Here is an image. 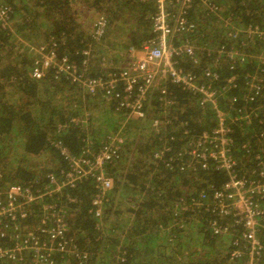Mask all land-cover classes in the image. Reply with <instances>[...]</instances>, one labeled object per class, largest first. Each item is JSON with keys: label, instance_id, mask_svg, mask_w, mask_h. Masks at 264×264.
<instances>
[{"label": "trees", "instance_id": "trees-1", "mask_svg": "<svg viewBox=\"0 0 264 264\" xmlns=\"http://www.w3.org/2000/svg\"><path fill=\"white\" fill-rule=\"evenodd\" d=\"M74 1L18 0L15 5L11 2L15 14L13 27L28 42L34 41L35 45L36 40L42 41L47 48L56 49L59 57L68 56L77 61H80L78 51L89 46L92 47L91 60L97 56L101 60L102 50L98 51L97 46L113 49L117 44L126 43V48L139 47L155 36L151 20L154 5L150 1L84 0L88 9L97 11L89 18L83 10L75 9ZM204 1L208 5L196 1L189 13L197 27L191 38L193 42L209 50L221 45L233 47L247 56H257L264 50L263 38L255 36L250 41L246 33L241 32L248 28L264 30V0ZM95 16H105L108 25L99 43L88 33L97 19ZM16 41L12 34L0 29V191L16 184L39 194L51 188V176L59 180L71 170L59 147H55L56 142L74 155L87 150L96 155L108 137L119 131L125 116L121 113L118 118L113 104L108 110V104L98 106L90 99L84 101L83 95H77L83 91L81 88L65 78L57 82L53 73L41 81L32 78L30 72L37 54L31 47L27 49ZM204 51V64L214 65L215 58ZM182 65L201 75V67L195 68L189 61ZM218 74L215 87L226 89L225 94L218 92V104L229 118L235 117L244 106L243 99L248 92L244 85L246 76H256L260 84L259 94L252 95L255 100L245 105L247 111L260 109L253 124L231 125L232 153L239 165V175L250 178L252 165L242 145L250 141L256 153L264 154V64L247 59L242 64L235 62L232 69L223 60ZM231 78L237 79L232 88L227 83ZM202 80L200 78V82ZM171 91L177 102L175 117L179 116L180 123L188 124L189 139L216 128V111L212 105L198 104L190 93L178 87H172ZM75 103L77 109L73 106ZM84 106L94 109L98 120H92V116L84 125L70 123L77 117L83 118L82 112L87 110ZM154 106L153 103L147 110L149 117L154 113ZM61 123L67 125L65 131H58ZM134 125L125 128L127 142L119 159L106 168L113 187L106 195L102 216L96 217L90 212L96 194L94 179L78 181L54 195L52 202L56 201L54 204L65 213L68 223L67 239L88 257L83 261L59 257V264H247L249 259L245 255L235 258L230 252L234 236L240 233L227 237L213 231V224L236 231L238 227L234 226L232 215L224 218L209 208L210 205L206 206L208 202L184 211L176 209L175 205L182 198L191 203L190 200L200 194L220 189L226 175L198 167L192 172H178V169L156 166L152 151L164 140H158L156 133L144 123ZM168 134L176 139L171 141L176 153L184 144L182 135L179 132ZM36 218V213H31L28 225ZM9 244L0 240L2 247ZM24 261L23 264H32L26 257Z\"/></svg>", "mask_w": 264, "mask_h": 264}, {"label": "built area", "instance_id": "built-area-1", "mask_svg": "<svg viewBox=\"0 0 264 264\" xmlns=\"http://www.w3.org/2000/svg\"><path fill=\"white\" fill-rule=\"evenodd\" d=\"M142 1H150L154 5L151 20L155 36L139 44V47L133 45L128 48L125 52L126 67L122 70L109 68L104 73H91V46L78 51L80 61L68 56L61 58L56 49L47 48L46 45L34 48L37 59L30 72L32 78L41 81L51 73L55 78L59 75V80L60 77L65 78L92 98L102 95L106 102L115 104L116 113H122L125 118L119 131L108 137L96 155L89 150L81 155H74L60 142H56L55 147H59L61 155L70 163L71 170L59 177V180L51 176V188L36 194L28 187L13 184L0 191V240L11 243L5 247L0 246V264H23L25 257L32 264H59V257L77 261L88 258L67 239L69 227L65 213L57 208L54 204L56 201L52 202V199L66 186L94 179L96 194L93 196L90 212L96 217L102 216L106 195L113 187L112 177L106 168L119 159L127 142L125 128L136 119L156 133L158 140H164L161 144H156L152 151L156 166H164L167 170L178 169V172H192L198 167L202 171L214 170L226 175L220 189L214 188L208 194H200L198 198L191 199V203L182 198L175 204L176 209L184 211L193 206H204L208 202L206 206L210 205L209 208H213V211L224 218L232 215L230 218L238 229L230 232L228 228L213 224L214 233L227 237L240 233L234 236L231 256L242 258L245 255L249 259L247 264H264V154L256 153L250 141L245 142L242 150L252 165L251 175L250 178L240 176L239 165L232 153L234 140L231 137V125L248 127L257 118L260 109L256 107L247 111L245 105L255 100L252 95L259 94L260 84L256 76H246L244 85L248 92L243 99L244 106L235 117L230 118L218 104V92L225 94L226 89L222 86L215 87V81L219 78L218 68L223 60L232 69L235 68V62L242 64L247 59L256 60L260 65L264 64V50L257 56H247L233 47L229 49L221 45L209 50L193 42L191 38L197 27L190 20L189 13L196 1L208 5L204 0ZM11 2L14 4L18 0H0V29L18 38L13 27L15 14ZM212 8H215L214 5ZM107 27L105 16L97 17L89 28L93 41L101 42ZM229 27L234 29L233 26ZM241 32L246 33L250 41L255 36L264 39V30L258 28H248ZM237 34L233 36L236 37ZM204 50L208 51V56L215 58L214 65L204 64ZM185 61L191 62L195 68L201 67V75L186 69L182 65ZM104 65L106 63L102 59V66ZM200 78L205 82H200ZM236 81L237 79L231 78L227 83L232 88L236 86ZM172 87L190 93L200 105H212L216 111V128L189 139L188 124L180 123L179 116L177 119L175 117L177 102L171 91ZM153 103L154 113L149 117L147 110L152 108ZM87 120L88 116L77 117L70 123L84 125ZM83 127L86 128V125ZM65 129L67 125L64 123L58 126V131ZM169 132H179L182 135L181 141L184 144L176 153L171 144L176 139ZM34 206L40 207L41 211L36 216V221L28 225L30 210Z\"/></svg>", "mask_w": 264, "mask_h": 264}, {"label": "rangeland", "instance_id": "rangeland-1", "mask_svg": "<svg viewBox=\"0 0 264 264\" xmlns=\"http://www.w3.org/2000/svg\"><path fill=\"white\" fill-rule=\"evenodd\" d=\"M74 4H76L75 5V9L76 10H83L84 11V15H85V17L86 18H89V17H92L93 15H96L97 14V11L95 10V8H87V6L85 5L86 3H84V0H75L74 1ZM100 15V14H99ZM95 17H97V16H95ZM95 19V18H94ZM127 25H129L130 26V23H127ZM88 33H89V30H88ZM21 37V36H20ZM20 37H18V38H16L17 39V41L16 42H19V43H21V44H23L24 46H25V48H30V46H31V49H32V52H35L36 53V51L34 50V48H35V46H40V45H46V44H41V42L42 41H39L38 40V42H37V40H36V42H35V45L33 44V42H28L27 41V39L25 40L24 38H20ZM38 43V44H37ZM122 43H124V42H122ZM127 43H129L128 41H127ZM125 44L126 43H124V44H121V45H116V47L115 48H113V49H111V48H109V47H104V48H102V49H100V48H98V46H97V50L98 51H101L102 53H101V55H102V58L104 59V63H106V65H104V66H102L101 65V62H102V60H100V57H96L95 59H94V61H93V67H92V70H94L95 72H93L94 74H98V73H104V71H106V70H108L109 68H115V69H121L122 67H124V65H125V63H126V53H125ZM30 52H31V50H30ZM37 54V53H36ZM60 78H63V77H60ZM57 82H59V75H58V78H57ZM65 105H67V104H65ZM73 106H75L76 107V109L78 108L77 106H78V104H76L75 103V105H73ZM92 111V113H94V109L93 110H91ZM91 113V112H90ZM86 114H87V111H84V112H82V115H83V118H85L86 117ZM81 115V116H82ZM120 115L121 114H119V115H116L118 118H120ZM85 116V117H84ZM122 116V115H121ZM97 118V116L95 117V118H93L92 117V120H98V119H96ZM137 121H138V125L140 126H143V122L141 121V120H138V119H136ZM96 125L98 124V122L96 121V123H95ZM146 125V124H145ZM128 126V125H127ZM97 127V126H96ZM111 127V129H112V127L113 126H110ZM85 128V127H84ZM98 129V128H97ZM110 129V130H111ZM38 211V212H37ZM40 207H38V206H34V207H32V209L30 210V215H31V213H36V216L38 217V215L40 214Z\"/></svg>", "mask_w": 264, "mask_h": 264}, {"label": "crops", "instance_id": "crops-1", "mask_svg": "<svg viewBox=\"0 0 264 264\" xmlns=\"http://www.w3.org/2000/svg\"><path fill=\"white\" fill-rule=\"evenodd\" d=\"M16 34H17V32H16ZM19 35V34H18ZM19 37H20V35H19ZM21 38V37H20ZM132 46V45H131ZM131 46H129V47H131ZM31 47V46H30ZM35 47H38V46H35ZM128 47V48H129ZM128 48H125V50L127 51L128 50ZM125 51V52H126ZM102 60V59H101ZM93 61H94V59L92 60V62H91V68H90V72L91 73H93V72H95L94 70H92V67H93ZM101 65H102V62H101ZM126 67V65H124V67H122L121 68V70L122 69H124ZM94 74V73H93ZM80 93H78L77 95H83L84 96V101H88L89 99H90V101H92V102H96L97 103V105L98 106H104L103 104H110L111 106H112V104L113 103H108V102H106L105 101V99L103 98V96L102 95H97L96 97H94V98H92L91 96H89V95H86L85 94V92L84 91H79ZM77 95H76V98H77ZM102 101L104 102V103H102ZM110 105H109V107H110ZM113 105H115V104H113ZM85 107V106H84ZM86 108V107H85ZM87 110V114H86V116H88V118L89 117H96V115H94L93 113H92V111H91V109L90 108H86ZM108 110H111V107H110V109H108ZM91 112V113H90ZM135 124L134 125V127H137L136 126V124L138 123V121L137 120H134L133 122H131V123H129V124ZM128 124V125H129ZM123 125V121H122V123H121V125H120V127ZM127 128H129V127H127Z\"/></svg>", "mask_w": 264, "mask_h": 264}]
</instances>
